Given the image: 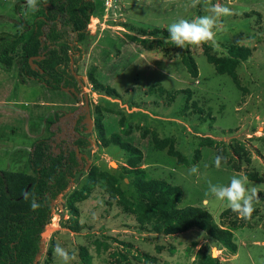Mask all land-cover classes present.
I'll use <instances>...</instances> for the list:
<instances>
[{
	"label": "rangeland",
	"instance_id": "rangeland-1",
	"mask_svg": "<svg viewBox=\"0 0 264 264\" xmlns=\"http://www.w3.org/2000/svg\"><path fill=\"white\" fill-rule=\"evenodd\" d=\"M17 1L23 0H0V31L12 33L19 20L32 21L31 11L24 7L19 13L15 8ZM216 2L212 0L213 4ZM219 2L231 7L234 14L222 18L215 37L218 46L208 43L212 46L211 52L227 55V45L234 42L253 49L237 67L240 87L228 74L216 72L207 61L202 45L186 46L198 68V76L192 77L181 61V48L168 36H142L139 32L141 27L167 29L179 18L204 15L206 0H200L196 6L193 0H94L91 26L86 27L87 36L79 43L81 56L77 58L76 73L84 85L81 87L78 83L77 102L68 89L52 90L40 77L23 76V81L19 80L16 63L10 71L0 67V169L31 173L27 158L39 138L51 145L53 153H58L61 150L56 144L58 131L66 124L68 116L63 117L61 125L53 122L57 116L71 110L72 104L83 103L82 91H85L92 118L96 106L103 110L106 136L119 133L123 140L143 152L141 166L148 177L165 179L182 189L178 207H203L220 223L219 215L228 208L227 201L206 197L208 182L227 185L232 176H247L246 173L264 178V0ZM251 11L259 14L246 16ZM47 27L43 26L44 31ZM129 35L146 38L152 48L130 40ZM41 40L47 43L44 35ZM90 70L98 81L114 87L119 96L94 90L87 79ZM153 84L168 91H182L174 99L158 91L146 93ZM121 116L123 129L129 130V134L120 126ZM76 126L90 141L88 146L78 148L85 157L82 164L85 169L96 165L124 173L126 152L123 149L115 144L106 147L99 144L94 125L87 132L79 129L83 123ZM143 130L148 132L142 135ZM152 131L159 137H173L176 148L189 159L199 148L200 158L187 165L178 164L166 149L153 147ZM73 136L78 135L74 132ZM206 136L217 145L200 146V137ZM237 145H243L248 151L249 162L243 154L238 160L234 159ZM222 146L226 148V158L240 165L238 171L232 163L216 166L215 157ZM64 149L68 152L74 146ZM193 165H198L199 171L189 175L188 170ZM85 178V172L75 174L72 185L52 201L54 223L44 227L40 235L42 247L33 264H61L53 256L57 243L75 254L71 264H83L81 246L86 247L90 264H195V253L200 247L217 257L221 264H264V180L248 177L249 183L261 186V190L259 199L254 202L255 212L244 219L248 225L233 232L238 255L232 257L233 254L198 228L174 235L138 230L133 217L123 213L101 186H96L86 199L77 203L78 222L82 227L71 231L67 196L79 188ZM128 181L129 176L125 175L122 185L128 194H133ZM49 245L52 251L46 262ZM141 253H148L154 259L146 260Z\"/></svg>",
	"mask_w": 264,
	"mask_h": 264
},
{
	"label": "trees",
	"instance_id": "trees-1",
	"mask_svg": "<svg viewBox=\"0 0 264 264\" xmlns=\"http://www.w3.org/2000/svg\"><path fill=\"white\" fill-rule=\"evenodd\" d=\"M24 3L25 0L16 2L15 8L20 11L19 13L24 8ZM94 10V0H47V3H41L35 12L31 11L32 21L19 20L16 31L12 33L0 31V67L5 71H10L13 64L16 63L19 80L23 81V76L29 78L37 76L52 90H63L64 87H67L79 91L78 80L72 71H77V58L81 56L79 43L84 41L87 36L86 27ZM250 14L257 15L259 12H247L246 16H250ZM44 25H48L45 31ZM139 32L142 36L157 34L168 36L167 29L157 27L152 29L141 27ZM42 35L47 40V43L45 41L43 45H41ZM129 39L147 46L149 49L152 48L150 44H147L146 38L129 35ZM202 50L207 61L213 64L216 72L228 74L233 82L240 87L237 67L241 61L251 55L253 50L251 47L234 42L227 45V55L212 53V46L209 44H203ZM179 54L190 76L197 77V64L188 47L181 49ZM30 57L36 64V69H33L29 63ZM87 79L94 90L113 97L119 96L114 87L98 81L92 70L87 72ZM157 91L159 94L165 93L170 99H174L182 89L168 91L154 84L146 89V93H156ZM69 93L77 102L75 93L70 89ZM104 110L109 111L106 108ZM102 111L99 106L95 107L93 125L96 138L99 144L104 147L115 144L126 152L124 173L100 169L96 165L85 169L82 165L85 161L83 155L78 158L74 149H70L68 152L61 149L58 153H53L51 145L42 138L35 140L27 158L31 173L0 169V264L34 263L41 250L40 235L44 227L50 223L52 201L69 188L75 174L81 172L86 174L83 184L72 190L66 201L67 209L70 212L68 228L71 231H78L82 227L78 222L77 203L86 199L96 186H101L107 192L109 199H112L123 213L133 217L138 230L174 235L191 228H198L221 244L230 254H235L238 246L233 232L248 223L229 207L220 212V223H216L211 213L203 207L195 205L178 207L177 204L183 195L182 189L165 179L148 177L147 171L141 166L143 152L140 148L123 140L119 133L106 136ZM123 120L124 118L121 116L119 122L122 129ZM128 132L129 130H124L125 134H129ZM147 132V130H143L142 135ZM151 140L154 148L166 149L167 154L175 157L178 164L187 165L200 158L199 148L194 150V155L190 159L183 155L176 148L173 137H159L157 132L152 131ZM74 144L81 149L88 146L90 141L87 137L79 136ZM204 145L215 147L217 143L208 136L200 137V146ZM234 152L237 157L234 158V154L232 158L238 160L243 154L245 160L250 161V155L243 145H237ZM217 153L224 157L221 163H232L235 170L240 169L237 162L226 158L225 146H222ZM246 174L249 179L264 180L259 175ZM125 175L129 176L127 184L132 187L133 194H128L122 185V178ZM26 192L33 194L41 204V207L36 211H33L30 206L31 196L27 200L24 198ZM110 202L111 200L108 201V203ZM104 245L106 247V244ZM51 251L52 247L49 245L46 262ZM141 254L146 260L154 259L148 253ZM80 256L83 264H90L86 247H80ZM122 257L126 259L125 255ZM194 261L195 264H221L217 257L212 256L201 247L196 251Z\"/></svg>",
	"mask_w": 264,
	"mask_h": 264
},
{
	"label": "clouds",
	"instance_id": "clouds-1",
	"mask_svg": "<svg viewBox=\"0 0 264 264\" xmlns=\"http://www.w3.org/2000/svg\"><path fill=\"white\" fill-rule=\"evenodd\" d=\"M200 0H193V6H196ZM41 3H47V0H25L24 7L28 11L35 12ZM204 15L192 19L179 18L170 23L167 27L168 38L178 48L186 46H200L210 43L214 47L218 46L215 39L217 31L220 30L222 18L232 16L234 11L231 7L226 6L217 0H206ZM224 157L217 155L215 164L220 166ZM198 165H193L189 170V175L197 174ZM261 186L250 184L247 176H232L227 185L213 184L208 182V190L205 196H213L219 201H227V206L236 213L241 219H248L254 211V202L259 199ZM31 196V208L36 211L41 207L35 196L25 193L24 198L27 200ZM49 224V223H48ZM54 258L59 259L61 264H71L75 259V254L70 252L66 247L57 243L53 249Z\"/></svg>",
	"mask_w": 264,
	"mask_h": 264
},
{
	"label": "flooded vegetation",
	"instance_id": "flooded-vegetation-1",
	"mask_svg": "<svg viewBox=\"0 0 264 264\" xmlns=\"http://www.w3.org/2000/svg\"><path fill=\"white\" fill-rule=\"evenodd\" d=\"M34 69H36V68H34ZM73 69V68H72ZM74 71V70H73ZM73 71H72V73H73ZM75 72V71H74ZM75 74H77L76 72H75ZM73 75H74V73H73ZM75 76V75H74ZM78 76V75H77ZM79 77V76H78ZM75 78L77 79V77L75 76ZM80 78V77H79ZM78 80V79H77ZM82 80V79H81ZM83 82V81H82ZM78 83H79V81H78ZM80 85V84H79ZM83 85H84V83H83ZM64 88H66V89H68V92H69V89H70V91H71V88H67V87H64ZM63 88V89H64ZM74 89V88H73ZM75 90V89H74ZM72 92H74L75 93V95H76V93H78V95H79V92H80V90L79 91H72ZM78 95H76V97L78 98ZM83 95V94H82ZM84 104V97H83V103L81 102L80 103V105H76V104H72L71 106V110H69V111H67V112H64L63 114H61V115H59L58 117H57V119L53 122L54 124L56 123V124H59V125H61V122H62V119H63V117L64 116H68V121L66 122V124L65 125H62V129H60V131H58V134H60L59 136H58V138H57V146H58V148H60V149H62V150H64V152H65V146H69V145H73L74 144V141L79 137V136H83V135H81V133L80 132H78V129H77V126H76V124L78 125L79 123H83V126L82 127H80L79 129L81 130V131H83V132H87V131H89V130H87V128H86V123H85V119H86V116H85V113H86V111L85 110H83V108H82V105ZM90 106V105H89ZM92 121H93V118H92ZM92 127V126H91ZM74 132L75 133H77V137L75 136V138H73L74 136H73V134H74ZM64 134H66V136L64 135ZM65 191V190H64ZM63 191V192H64ZM62 192V193H63ZM61 194V193H60ZM59 194V195H60ZM58 195V196H59Z\"/></svg>",
	"mask_w": 264,
	"mask_h": 264
},
{
	"label": "water",
	"instance_id": "water-1",
	"mask_svg": "<svg viewBox=\"0 0 264 264\" xmlns=\"http://www.w3.org/2000/svg\"><path fill=\"white\" fill-rule=\"evenodd\" d=\"M41 45H43V42L41 40ZM40 58H42V56H40ZM29 63L31 64V67L34 69L36 67V64L32 62V57L29 58ZM74 75L77 77L79 84L81 87H83V82L82 80L77 76V74H75V72L73 71ZM66 89V88H64ZM71 91H75L73 88H71ZM83 97H84V104L82 105L83 110L86 111L85 116V123H86V128L87 130H89L91 128V126L93 125V121H92V115L90 112V106H89V98H88V93L85 91H82ZM76 95H78V93H76ZM74 146V150L76 153L77 157L81 156V153H79V149L77 147L76 144H73ZM27 190V188L25 189V191ZM40 247H42V243L40 244Z\"/></svg>",
	"mask_w": 264,
	"mask_h": 264
},
{
	"label": "built area",
	"instance_id": "built-area-1",
	"mask_svg": "<svg viewBox=\"0 0 264 264\" xmlns=\"http://www.w3.org/2000/svg\"><path fill=\"white\" fill-rule=\"evenodd\" d=\"M92 20H93V18L90 17V21H92ZM90 26H91V23H88V24H87V28L89 29ZM54 218H55V216H51L50 223L47 224V226L52 225V224L54 223Z\"/></svg>",
	"mask_w": 264,
	"mask_h": 264
},
{
	"label": "crops",
	"instance_id": "crops-1",
	"mask_svg": "<svg viewBox=\"0 0 264 264\" xmlns=\"http://www.w3.org/2000/svg\"><path fill=\"white\" fill-rule=\"evenodd\" d=\"M237 255H238V253L236 252L235 254L232 255V257H235V256H237Z\"/></svg>",
	"mask_w": 264,
	"mask_h": 264
}]
</instances>
